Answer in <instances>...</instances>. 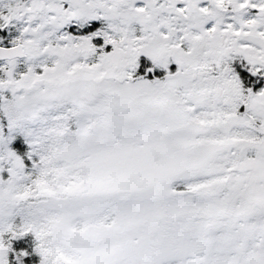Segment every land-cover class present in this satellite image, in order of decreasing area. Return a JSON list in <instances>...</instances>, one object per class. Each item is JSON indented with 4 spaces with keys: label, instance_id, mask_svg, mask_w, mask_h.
<instances>
[{
    "label": "snow or ice",
    "instance_id": "6c2138e0",
    "mask_svg": "<svg viewBox=\"0 0 264 264\" xmlns=\"http://www.w3.org/2000/svg\"><path fill=\"white\" fill-rule=\"evenodd\" d=\"M0 264H264V0H0Z\"/></svg>",
    "mask_w": 264,
    "mask_h": 264
}]
</instances>
